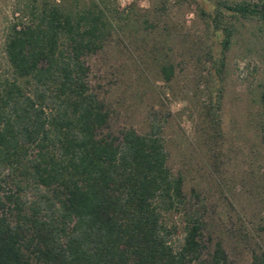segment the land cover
Wrapping results in <instances>:
<instances>
[{"label": "trees", "instance_id": "trees-1", "mask_svg": "<svg viewBox=\"0 0 264 264\" xmlns=\"http://www.w3.org/2000/svg\"><path fill=\"white\" fill-rule=\"evenodd\" d=\"M83 1L42 0L29 22L5 39L0 264H228L221 241L203 258L198 215L178 224L186 205L184 179L168 167L156 118L150 116L144 134L133 128L102 133L111 112L91 87L86 59L105 47L115 27L99 2ZM226 9L264 23V0ZM221 19L218 10L214 22L224 37L213 59L215 110L233 39ZM174 72L162 67L167 82ZM260 98L264 144V91ZM251 259L264 264V250H254Z\"/></svg>", "mask_w": 264, "mask_h": 264}, {"label": "rangeland", "instance_id": "rangeland-1", "mask_svg": "<svg viewBox=\"0 0 264 264\" xmlns=\"http://www.w3.org/2000/svg\"><path fill=\"white\" fill-rule=\"evenodd\" d=\"M41 1L0 0V76L9 70L7 35L14 26L27 24ZM95 1L115 27L105 47L86 59L91 87L111 112L102 133L133 128L144 134L150 116L155 117L163 126L168 167L184 179L180 228L186 215H198L204 224V259L221 241L228 264H252V252L264 250V144L259 134L264 23L226 8L257 0ZM218 10L221 26L232 28L233 39L215 110L213 59L224 37L214 22ZM164 66L175 71L169 82Z\"/></svg>", "mask_w": 264, "mask_h": 264}]
</instances>
